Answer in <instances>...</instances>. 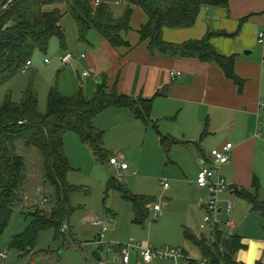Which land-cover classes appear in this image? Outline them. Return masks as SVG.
Masks as SVG:
<instances>
[{
    "label": "crops",
    "instance_id": "0c3cea01",
    "mask_svg": "<svg viewBox=\"0 0 264 264\" xmlns=\"http://www.w3.org/2000/svg\"><path fill=\"white\" fill-rule=\"evenodd\" d=\"M256 2L253 1L259 7L254 10L252 6H244L243 2L240 3L242 6H238L233 0L228 10L205 7L193 27L167 28L164 31V39L174 43L201 39L209 31H226L228 34L239 31L233 37L216 35L212 38V43L222 54L236 57L235 71L245 80L242 89L234 80L227 77L216 61H203L197 57H174L149 50L148 42L141 41L139 33L148 17L145 12L141 13L138 6L133 8L132 29L125 34V38L132 45L131 48H115L99 34V39L92 41L90 35L96 31H91L89 44L95 52L86 54L85 59L80 56V59H83L84 70L93 72L84 79L85 82L81 86L88 99L93 97L97 85L103 76H106L109 85L116 84L120 93L152 100L151 117L158 123V129L138 119L134 111L128 107L106 109L94 119L95 126L104 131V147L110 152L108 161L111 157H119L125 161L126 158L121 153L123 148L129 146L141 150L146 148L149 141L165 150L161 144L162 134L179 141L171 146L170 151L165 150L178 172L170 173L164 178L173 181L172 184L163 183L164 186L168 183V187H164L167 189L164 198L168 200L164 203L168 206L179 202L182 207L185 206L186 210H182L183 217L191 213L188 207L191 209L192 215L189 218L194 222H185L187 227L183 224L186 231L192 233L191 228L200 227L205 215L208 191L197 184V176L202 165L211 162L213 149L222 148L227 143L233 144L229 162L222 166L221 173L233 185L232 191L224 193L223 203L224 205L228 201L234 203L237 221H233L234 227L223 228L230 234L237 228L241 229L244 248L239 250L236 258L242 264H245V261L239 257L247 254L250 242L264 245V238L244 236L249 226L246 223L248 219L255 212L262 213L254 210L252 205L237 193L245 189L264 202V110L259 107V102L264 100V42L259 41V34L264 31V0ZM248 16L250 17L243 24L242 19ZM135 20L137 23L134 24ZM250 25L254 26L253 32H249ZM134 27L138 30L132 34ZM102 56L106 59L105 66L100 63ZM87 59L88 61H85ZM78 60L77 58L76 62ZM172 71H180V77L173 80ZM109 163L111 164L110 161ZM115 167L123 171L131 169L130 164L127 169ZM134 167L138 168L136 165ZM255 179L258 180L259 188L254 186ZM129 190L135 194L149 196L146 194L148 192L141 188ZM234 198L237 201H233ZM154 206L152 204L148 206L149 214L152 208L156 213H162V207L157 211ZM199 209L203 210V213L195 216V211ZM132 220L134 221V216ZM109 240L110 243H120L123 239L117 230ZM104 247L100 245L92 251H102ZM197 247L203 259L202 251L199 246ZM258 251L261 252V259L256 260L255 264L259 261L264 262V247ZM111 253L113 262L123 264L117 249ZM184 253L189 257L187 250H184ZM135 254L138 259H142L137 251ZM91 256L98 264L100 259ZM7 258L8 255L7 257L0 255V264H6ZM138 259L135 262L140 264ZM190 260L195 261L192 258ZM32 263L35 264L34 261ZM194 264H197L196 261Z\"/></svg>",
    "mask_w": 264,
    "mask_h": 264
},
{
    "label": "trees",
    "instance_id": "16d2710c",
    "mask_svg": "<svg viewBox=\"0 0 264 264\" xmlns=\"http://www.w3.org/2000/svg\"><path fill=\"white\" fill-rule=\"evenodd\" d=\"M117 2L128 5L120 17L115 15L112 8V4ZM230 4L231 0H0V87L24 71L36 51L46 52L54 37L65 46L62 19L66 12L75 19L82 41L89 42L88 36L95 30L113 47L131 48L125 34L132 29L133 8L138 6L148 17L139 33L141 41L148 42L149 50L174 57L216 61L227 77L242 89L245 80L235 71L236 57L222 54L212 43L216 35L233 37L239 31L233 34L209 31L201 39H189L182 43L164 39L167 28L193 27L203 8L228 10ZM63 5L66 6L65 12L61 8ZM38 101L36 91L27 89L21 102L17 103L7 96L0 107V234L9 226L13 205L19 200V192L27 180L24 158L15 152L17 140L22 139L42 152L44 175L57 189L55 207L38 208L30 213L27 229L13 237L12 247L24 253L36 247L42 230L56 227L58 233L62 234L63 225L70 220L75 209L70 203V195L76 188L67 179L71 166L64 150V136L68 131L77 132L97 159L104 163L110 157V152L104 147V131L94 124V119L104 110L128 107L138 119L158 129V123L151 117L152 100L120 93L116 84L109 85L106 76H103L90 99L83 89L75 96L61 95L53 89L46 113L39 111ZM177 142L167 135H161V144L166 151H170ZM254 186L259 188L257 179ZM109 188L117 189L124 199L133 204L134 223L144 225L149 216L148 206L155 198L133 193L117 178L110 180ZM237 193L264 216V202L257 195L245 189ZM185 236L200 247L206 264H242L236 258L239 250L244 248L238 234H230L224 228L217 227L210 236H198L190 231H186ZM258 264L264 262L259 261Z\"/></svg>",
    "mask_w": 264,
    "mask_h": 264
},
{
    "label": "rangeland",
    "instance_id": "374dc122",
    "mask_svg": "<svg viewBox=\"0 0 264 264\" xmlns=\"http://www.w3.org/2000/svg\"><path fill=\"white\" fill-rule=\"evenodd\" d=\"M253 1L256 2V0H233V3L242 6L240 3L243 2L244 6H252L254 10L259 7L256 5L259 2L254 4ZM127 6L124 2L112 4L115 15L118 17L124 14ZM61 8L63 12L66 11V6L63 5ZM138 9L144 13L141 8L138 7ZM249 17L242 19L243 24ZM62 24L66 34L65 46L57 37H54L46 52L36 51L31 59L33 64L0 87V107L7 96L19 103L22 101L24 92L27 89H33L38 95L39 111L46 113L49 96L53 89L65 96H75L82 92V82L78 79V74H82L84 65L80 56L82 53L90 55L95 50L91 48L90 41L80 39L78 25L70 13L64 14ZM248 27L249 32H253L254 26ZM136 30L138 29L134 27L131 33L135 34ZM91 36L92 41L100 37L97 32L91 33ZM88 39H90L89 36ZM67 52H72L76 59H79L74 67L66 66L60 60V57L66 55ZM46 59L49 60L48 63L45 62ZM101 60L100 63L105 66L104 56ZM84 82L85 80L83 84ZM64 140V150L71 166L67 179L76 188L70 195V203L75 209L67 223L69 228L65 232L62 231V234L58 233L56 227L42 230L34 250L23 255L12 247L13 237L27 229L30 213L38 208L52 209L55 207L57 189L44 175L45 159L42 152L35 146L27 145L22 139L15 142V152L25 161L27 180L19 192V200L13 205L14 211L9 226L4 233L0 234V252L8 255L6 264H31L33 261L35 264H97V260L91 256L92 250L100 246L98 238L101 227L95 225L96 221H102L108 225L107 242L110 241L109 238L113 232L118 230V234L123 239L120 243H128L135 239L148 243L157 250H164L166 247L179 248L181 251L187 250L189 257L197 264H201L203 259L200 250L194 242L188 241L185 237V227L188 226L185 222H194L192 218H189L192 215L191 209L188 207L191 213L183 217L182 210H186L185 206L182 207L179 202L168 206L164 203L168 199L164 198L167 189L164 188L163 183H173L170 178H164L170 173L178 172L164 149L158 148L150 141L146 148L141 150L129 146L123 148L121 153L125 156L127 164L131 166L129 171H123L111 165L108 159L104 163L98 160L93 150L82 141L77 132L68 131ZM170 155L172 159V153ZM112 178H117L128 189L141 188L145 190L144 192H148L146 194L155 198V201L151 203L152 206L155 203L160 204L163 208L162 213H156L152 208L145 226L134 223L132 220L133 204L124 199L120 191L109 188ZM225 192L222 193V198ZM1 193L0 188V195ZM233 201L237 200L234 198ZM228 204L229 201L221 206L226 209ZM195 213V216L201 215L203 210L199 209ZM234 214L231 215L225 210L221 219L237 221V215ZM243 223L244 221L242 225ZM246 223L249 225L244 235L246 238H264V216L262 214L255 212ZM191 229H193L192 233L198 236L211 235L209 229H201L199 226ZM240 232V228L234 231L238 235ZM101 253L110 264H120L113 262V254L108 253L105 247ZM136 259L138 258L133 251L131 264H137ZM138 261L140 264L146 263L142 259ZM150 264H182V262L156 258Z\"/></svg>",
    "mask_w": 264,
    "mask_h": 264
},
{
    "label": "built area",
    "instance_id": "2783aa9c",
    "mask_svg": "<svg viewBox=\"0 0 264 264\" xmlns=\"http://www.w3.org/2000/svg\"><path fill=\"white\" fill-rule=\"evenodd\" d=\"M261 1V0H258ZM98 1L96 2V4ZM259 41L264 42V31L259 34ZM87 57L86 53L81 54V58L85 59ZM62 63L66 66H75L76 57L72 52H67L66 55L60 57ZM45 62H49L48 59ZM32 61L29 60L25 68H29L32 65ZM93 72L91 70H83L82 74L78 75L80 81L83 83V80L91 76ZM180 71H172L171 78L175 80L180 77ZM260 109L264 110V100L259 102ZM233 148L232 143H227L222 148H216L211 151V162L209 164H203L198 176L197 184L199 187L206 189L208 191V199L205 202V215L201 223V229H209L211 231L215 230L217 227L223 228L224 226L234 227L233 221H224L222 220V214L225 210L231 215L234 213V204L232 201H229V204L226 209L222 208L223 198L222 193L225 191H232L233 185L226 180V178L221 173V168L224 164L229 162L230 151ZM111 164L122 168L127 169L129 165L126 161H123L119 157H111ZM165 186L168 187V183H165ZM154 209L157 211L161 210V206L156 204ZM68 222H66L62 231L65 232L68 230ZM95 225L101 227L98 243L106 247V251L111 253L117 249L120 253V257L123 264H130L132 260V252L137 251L141 256L143 261L150 263L156 258L163 259H172L176 261H182V264L193 263L190 258L181 251L179 248L166 247L164 250H157L155 247L151 246L148 243H143L139 241H131L128 243H110L106 241L108 225L102 221H96ZM1 256L7 257L5 253H0ZM207 261L203 260L201 264H206ZM34 264V263H32ZM98 264H108V261L103 257L98 261Z\"/></svg>",
    "mask_w": 264,
    "mask_h": 264
},
{
    "label": "clouds",
    "instance_id": "9594fccd",
    "mask_svg": "<svg viewBox=\"0 0 264 264\" xmlns=\"http://www.w3.org/2000/svg\"><path fill=\"white\" fill-rule=\"evenodd\" d=\"M264 247V245L258 242H250V248L246 255L242 254L239 259L245 261V264H255V261L261 259V252L258 251L259 248Z\"/></svg>",
    "mask_w": 264,
    "mask_h": 264
},
{
    "label": "water",
    "instance_id": "95a60500",
    "mask_svg": "<svg viewBox=\"0 0 264 264\" xmlns=\"http://www.w3.org/2000/svg\"><path fill=\"white\" fill-rule=\"evenodd\" d=\"M236 190H237V188H236ZM92 255H93L95 258H97V259H102V258H103V256H102L100 250H94V251L92 252Z\"/></svg>",
    "mask_w": 264,
    "mask_h": 264
}]
</instances>
